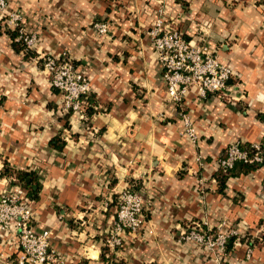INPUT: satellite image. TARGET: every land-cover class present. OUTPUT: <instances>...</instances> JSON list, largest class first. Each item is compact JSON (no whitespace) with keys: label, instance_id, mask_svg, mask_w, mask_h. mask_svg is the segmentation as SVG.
<instances>
[{"label":"crops","instance_id":"obj_1","mask_svg":"<svg viewBox=\"0 0 264 264\" xmlns=\"http://www.w3.org/2000/svg\"><path fill=\"white\" fill-rule=\"evenodd\" d=\"M0 35V199L15 186L5 166L37 174L32 200L37 232H51L58 264H104L102 249L127 189L145 199L143 226L124 233L115 256L127 264H264V166L238 164L220 191L218 160L234 143H264V0H7ZM188 41L233 70L228 97L187 94L184 110L168 100L163 68L149 31L159 10ZM20 13L36 37V57L12 47L5 27ZM111 24L110 36L95 25ZM68 56L92 88L94 114L63 111L43 58ZM61 140L60 147L52 145ZM30 181V180H29ZM37 190V186H33ZM240 238L217 257L182 240L195 224L217 231L223 221ZM22 250L0 232V264H18Z\"/></svg>","mask_w":264,"mask_h":264},{"label":"built area","instance_id":"obj_2","mask_svg":"<svg viewBox=\"0 0 264 264\" xmlns=\"http://www.w3.org/2000/svg\"><path fill=\"white\" fill-rule=\"evenodd\" d=\"M7 7L8 1L0 0V20L5 18ZM8 18V24L19 30L17 40H22L28 49H33L37 40L26 31L22 14L13 13ZM95 27L101 36H110L112 32V26L108 22L96 24ZM149 36L163 68L167 98L180 109L179 116L186 134L195 141V126L184 110L187 94L195 90L203 99L218 96L236 101L235 98L228 97L232 92L229 82L233 78V70L209 53L206 47L188 41L184 32L163 9L159 10ZM43 61L51 85L64 98L63 111L85 120L88 106L86 99L92 93L89 78L79 73L66 55L61 58L45 56ZM217 163L219 169L225 171L235 170L238 164L263 165L264 143H234L227 148L225 156ZM31 203L28 191L21 186L16 185L11 191L5 192L0 199V232L17 237L22 250L18 264H58L60 260L51 248V232L40 233L34 227L36 212ZM117 204L113 230L105 242L112 250L123 245L124 233H137L144 223L145 199L141 193L131 189L124 190L120 193ZM227 222L223 221L217 231H207L200 224H195L182 234V240L206 249L215 255L217 260L222 261L221 259L228 256L230 240L238 236L233 229L224 231L228 227Z\"/></svg>","mask_w":264,"mask_h":264},{"label":"trees","instance_id":"obj_3","mask_svg":"<svg viewBox=\"0 0 264 264\" xmlns=\"http://www.w3.org/2000/svg\"><path fill=\"white\" fill-rule=\"evenodd\" d=\"M117 1V0H116ZM179 2H181V0H177ZM5 19H1L0 20V35L2 34V27L3 25L2 22H4ZM11 39L12 42V47L15 51H17L18 53H22L25 57V59L27 60H31L32 58L36 57V53H33L32 51H30L26 45L23 43L22 40H17L20 33L19 30L16 28L15 30H11L7 27H5V31H4ZM88 106H87V110H86V116L89 117L91 115L94 114V111L91 109V103H92V93L87 97L86 99ZM60 143H62L61 140L57 139L54 140L52 142V145L55 148H59L60 150L63 149V146L65 144L62 145V147H60ZM243 148H249L247 146H243ZM242 166H244L246 168V170H256L259 167H263V165H253V164H241ZM233 171H225L223 169H219L215 179L218 182L219 185V189L221 192H223V190L225 189L226 183L229 180V178L232 177L233 175ZM4 175L7 177H10V179L12 180V182L18 186H21L23 188H25L28 191V196L30 199L32 200H38L39 199V191L41 189V184L38 181L37 178V174H35L34 172H27L24 170H12L10 168H7L5 166L4 169ZM30 180V181H29ZM33 186H37V190L33 189ZM251 236L249 234H247L246 236H244V238H240L239 236H235L233 237L228 245V248L232 249L233 248V244L235 242H237V240L239 239L242 243H248V241L250 240ZM264 242V233L259 235V238H257L255 240V246H261ZM229 251V250H228ZM101 262H103L104 264H127L124 260H119L116 258L114 251L105 244V246L102 249V255H101Z\"/></svg>","mask_w":264,"mask_h":264}]
</instances>
